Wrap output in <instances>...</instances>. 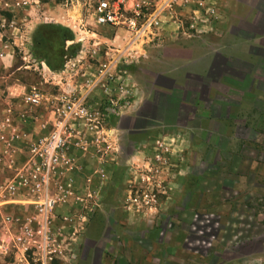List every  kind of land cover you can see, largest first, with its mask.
I'll return each mask as SVG.
<instances>
[{
	"label": "rangeland",
	"instance_id": "rangeland-1",
	"mask_svg": "<svg viewBox=\"0 0 264 264\" xmlns=\"http://www.w3.org/2000/svg\"><path fill=\"white\" fill-rule=\"evenodd\" d=\"M95 2L0 0V89L83 93L99 64L121 58L113 73L122 80H101L120 92L112 89L119 109L104 124L120 156L105 168L108 187L86 225L70 233L69 215L55 212L47 264H264V28L256 18L264 0H232L239 9L224 17L190 0L188 29L135 43L125 34L111 55L83 43L86 32L89 42L101 40ZM247 21L260 27L244 29ZM181 56L196 60L168 70L166 60ZM49 57L61 65L41 72ZM108 98L89 102L104 111ZM35 259L32 251L0 253V264Z\"/></svg>",
	"mask_w": 264,
	"mask_h": 264
},
{
	"label": "built area",
	"instance_id": "built-area-1",
	"mask_svg": "<svg viewBox=\"0 0 264 264\" xmlns=\"http://www.w3.org/2000/svg\"><path fill=\"white\" fill-rule=\"evenodd\" d=\"M189 1L96 0L91 18L96 26L124 29L130 33L133 43L146 42L158 36L166 18L172 17L177 7L188 5ZM209 10L213 12L211 8ZM120 59L118 56L99 64L96 74L87 79L89 88L86 92L68 87L62 92L47 94L32 86L22 93L20 100L25 107H51L52 112L49 132L26 140L22 156L17 143L24 135L14 119L16 109L7 90L0 89V167L10 173L0 184V207L16 204L27 208L22 216L13 211L1 215L0 253L14 249L24 255L32 251L39 264H47L51 258L54 212L58 204L67 202V197L72 195L70 179L64 177L75 165L70 150L86 151L92 146L100 159L114 152L113 141H110L109 130L104 124L106 116L118 112V101L113 100L110 93L106 94L108 103L101 111L89 102L88 96L90 89L93 90L101 80H122L120 74L113 73ZM39 65L41 72L48 70L43 62ZM64 220L70 222L66 217Z\"/></svg>",
	"mask_w": 264,
	"mask_h": 264
},
{
	"label": "crops",
	"instance_id": "crops-1",
	"mask_svg": "<svg viewBox=\"0 0 264 264\" xmlns=\"http://www.w3.org/2000/svg\"><path fill=\"white\" fill-rule=\"evenodd\" d=\"M201 2L207 3L209 2V7L213 10V13L217 17H224L228 12L233 13L236 15V12L238 11L239 8L234 9L232 5V0H201ZM259 3V2H258ZM239 4V3H238ZM194 4H189L187 5L186 8H176V13L172 14V17L166 18L163 24V29H186V24L190 22V13L187 14L186 12H190L193 9ZM209 8V9H210ZM243 8V7H241ZM199 11V10H198ZM256 18L260 19L261 18V24L260 26L264 28V11L262 10H257L256 11ZM246 28H259V25H250L249 21L246 22L245 25ZM102 29H96L97 32L101 33V35L97 34L96 35L101 38V40H94L93 43L89 42L91 38L92 32H86L88 36L83 37V43L85 42L87 45L90 43V47L93 48V46H102L103 48L106 49L107 55H111V50L112 52L116 51V47L121 46L122 43L119 42V40L126 39V35L130 36V33L125 31L124 29L121 28H114L110 26H99ZM233 27V26H232ZM235 28V26H234ZM116 30L114 32L113 38L110 37L111 33L113 30ZM75 35V34H74ZM81 36H78L76 38V41L79 40ZM154 37H151L147 41L151 40ZM101 43V44H100ZM45 47L47 46L44 44ZM80 46V45H79ZM47 48H52V46H47ZM56 51L58 49H55ZM95 50V49H94ZM93 50V51H94ZM90 51V49H89ZM171 51V50H170ZM52 58V57H51ZM106 59V57H104ZM42 60V58H40ZM46 60V59H45ZM43 60V63L47 66V68L50 70V66L54 67H59L61 65V61L59 59V62L53 63L51 62L50 57L48 58V61L50 62V66L47 64L49 63L47 60ZM196 59L194 58H183L181 57H173L169 58L166 60V66H168V70L174 69L175 67L178 66H184L186 67L187 64H191L192 61ZM7 64L11 65L12 61L9 63V59L7 58L6 60ZM47 62V63H46ZM187 62V64H186ZM193 65V64H192ZM203 65V64H201ZM200 64L198 66H201ZM33 65H31L32 67ZM26 69L29 67V65L24 66ZM170 67V68H169ZM145 73L147 71L143 70ZM194 69L192 71L194 73ZM188 71V73H190ZM134 73V72H133ZM83 77H76L73 78V81H82ZM41 83V81H40ZM98 89L96 88L95 91L92 90L94 93L91 94V97L88 99L91 102V100L95 101L98 103V101H101L103 97H105V93H111L113 87H111L108 82L106 83L105 81L102 83V81H99L97 83ZM32 87L31 85L28 86L27 84H23L22 86H16V84H10L6 86V90L8 92V98L11 100L14 104L15 107V112H14V119L16 123H19L21 132L24 135V138L21 142L17 143V146L19 147V151L21 152L20 155L22 156L23 151H25V145H26V140L36 138L38 136H43L47 134L50 130L51 127V121H52V112L50 110L51 107H38V108H29L25 107L24 104L20 100V95L24 93L27 89ZM103 87V89H102ZM115 89V90H114ZM113 89V94L118 95L120 92L118 89L114 88ZM105 92V93H104ZM108 130H111L108 128ZM110 133V132H109ZM111 133L114 136L113 131ZM112 136V135H111ZM152 138H150L147 141H150ZM112 140V139H111ZM130 140V139H128ZM153 140V139H152ZM151 140V142H152ZM131 141H134L131 139ZM135 145V144H134ZM141 146V145H140ZM73 149V148H72ZM132 152L133 154H129V157L136 158L139 155V151L135 152L138 147H132ZM74 156V161L75 165L73 166L74 169L69 173H67L64 177H68L70 179L71 185H72V195L68 196L65 203H60L56 206L55 212L59 213L62 212V214L69 215L70 218V223L68 224L67 222L65 223L66 227L69 228L70 233H72L73 230H79L83 225H86V222L89 220L91 217V213L93 212L94 208L98 205V200L101 198V196L105 192V187L108 184V180L110 179V176L108 175V170L112 171V168L115 167V163L118 160V157L120 156V151L118 153L114 152H109L105 157L99 160V163L97 164L96 159L91 155L93 154V148L92 146H89L88 150L86 151H81L79 149L75 148L72 150ZM130 153V152H129ZM25 154V153H24ZM104 168V172L102 169ZM107 172L105 173L106 169ZM95 171V172H94ZM104 176H103V175ZM10 173L7 169H4L0 167V184L3 183L7 178L9 177ZM108 187V186H107ZM107 190V189H106ZM74 197L77 198L74 199ZM97 198V199H96ZM27 208L18 206L16 204H8V205H3L0 207V214L6 213V211H20L21 214L25 212ZM54 212V221L56 219V213ZM63 225V224H62ZM72 228V229H70ZM76 234V233H74ZM74 236V235H73ZM81 236V235H80ZM71 237L70 235L68 238ZM73 238V237H71Z\"/></svg>",
	"mask_w": 264,
	"mask_h": 264
},
{
	"label": "trees",
	"instance_id": "trees-1",
	"mask_svg": "<svg viewBox=\"0 0 264 264\" xmlns=\"http://www.w3.org/2000/svg\"><path fill=\"white\" fill-rule=\"evenodd\" d=\"M63 49H62V46H61V51H62ZM40 57H42L41 55H40ZM49 62V61H48ZM48 65L50 64V63H47ZM50 66V65H49Z\"/></svg>",
	"mask_w": 264,
	"mask_h": 264
}]
</instances>
